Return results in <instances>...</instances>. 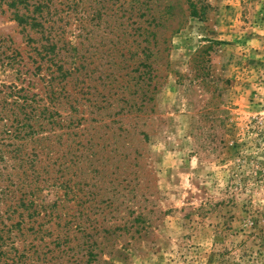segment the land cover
Wrapping results in <instances>:
<instances>
[{
  "label": "rangeland",
  "instance_id": "obj_1",
  "mask_svg": "<svg viewBox=\"0 0 264 264\" xmlns=\"http://www.w3.org/2000/svg\"><path fill=\"white\" fill-rule=\"evenodd\" d=\"M11 1L0 264H264V0Z\"/></svg>",
  "mask_w": 264,
  "mask_h": 264
},
{
  "label": "trees",
  "instance_id": "obj_2",
  "mask_svg": "<svg viewBox=\"0 0 264 264\" xmlns=\"http://www.w3.org/2000/svg\"><path fill=\"white\" fill-rule=\"evenodd\" d=\"M27 2H28V0H12L11 1V6H14V7L17 8V6H18L19 3H27ZM42 8H43V6L39 2L35 6V9L38 10V11L42 10ZM38 11H34L31 14L28 13L29 15H25V13L24 14H20L18 11H16V14L15 15H16V18L19 20L20 23H28V24H31V25H34V26H40V27L42 26L43 27V22L41 20H42V18H43L44 15L40 14V19H38L39 21L37 19H35V16H36L35 13L38 12ZM30 18H32V19H30ZM159 25H162V23L157 24V26H159ZM18 98H21V97L18 96ZM7 104H8V102H7L6 97L3 100H0V118H1V116L3 117V115H1V112L3 111L2 109H5L6 108ZM25 117L31 118L32 115H31V113H28V114L26 113L25 114ZM13 122H12V124H14ZM25 125L22 124V126H25ZM6 129L8 131H10V129L8 127H6Z\"/></svg>",
  "mask_w": 264,
  "mask_h": 264
}]
</instances>
